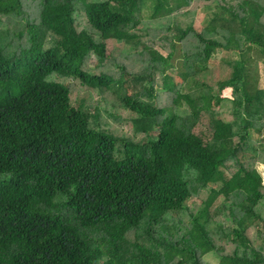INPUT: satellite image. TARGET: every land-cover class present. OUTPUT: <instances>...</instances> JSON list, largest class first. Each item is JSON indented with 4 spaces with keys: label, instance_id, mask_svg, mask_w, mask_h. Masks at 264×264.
<instances>
[{
    "label": "trees",
    "instance_id": "obj_1",
    "mask_svg": "<svg viewBox=\"0 0 264 264\" xmlns=\"http://www.w3.org/2000/svg\"><path fill=\"white\" fill-rule=\"evenodd\" d=\"M262 177L264 0H0V264H264Z\"/></svg>",
    "mask_w": 264,
    "mask_h": 264
},
{
    "label": "rangeland",
    "instance_id": "obj_2",
    "mask_svg": "<svg viewBox=\"0 0 264 264\" xmlns=\"http://www.w3.org/2000/svg\"><path fill=\"white\" fill-rule=\"evenodd\" d=\"M203 17V13L200 11V10H198L197 12H196V14H195V16H194V18H193V22H192V24H193V27L195 28V29H199V27L201 26V18ZM193 41V40H192ZM158 49V51H159V53H161V55H165V51H163V50H160L159 48H157ZM108 63H109V65H110V67H111V69L113 70V71H116L117 72V70H116V68H115V66L113 65L114 63H116L115 62V59H113V58H110L108 61H107ZM117 62H119V61H117ZM119 64V63H118ZM172 65H174V61H172ZM138 67H139V64L138 65H136V66H134L133 68H128V72L129 73H132L133 71H137L138 70ZM169 71L170 70H167L166 72L167 73H169ZM159 78V77H158ZM158 78H157V80H158ZM156 80V76L154 77V83H153V87H157L158 86V81ZM156 87H155V89H156ZM157 90V89H156ZM229 95V90H224L223 92H222V96H228ZM122 129H123V131L125 132V131H127V127L126 126H122ZM257 170L258 171H260V167H257ZM262 183H264V177H262ZM204 259L206 260V261H208L210 264H216V258H214L213 256H211V255H208V256H204Z\"/></svg>",
    "mask_w": 264,
    "mask_h": 264
}]
</instances>
